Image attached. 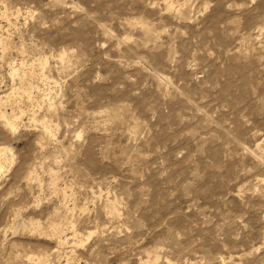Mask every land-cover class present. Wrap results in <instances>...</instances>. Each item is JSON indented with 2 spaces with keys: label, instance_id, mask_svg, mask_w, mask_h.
<instances>
[{
  "label": "rangeland",
  "instance_id": "374dc122",
  "mask_svg": "<svg viewBox=\"0 0 264 264\" xmlns=\"http://www.w3.org/2000/svg\"><path fill=\"white\" fill-rule=\"evenodd\" d=\"M3 147L0 264H264V0H0Z\"/></svg>",
  "mask_w": 264,
  "mask_h": 264
},
{
  "label": "bare ground",
  "instance_id": "6f19581e",
  "mask_svg": "<svg viewBox=\"0 0 264 264\" xmlns=\"http://www.w3.org/2000/svg\"><path fill=\"white\" fill-rule=\"evenodd\" d=\"M3 49H5L3 47ZM16 117L15 115H8L7 112H2L1 113V121H3L4 125L6 127H8L10 130H13V129H16L17 127V123H16ZM46 130H48V128H46ZM51 133V132H50ZM0 154L1 156H6L7 155V149L6 148H0ZM3 167V163H2V160H0V170L2 169ZM56 231L60 230V228H55Z\"/></svg>",
  "mask_w": 264,
  "mask_h": 264
}]
</instances>
